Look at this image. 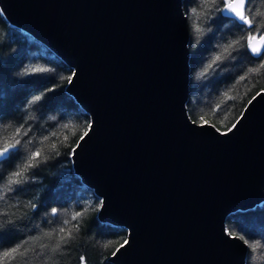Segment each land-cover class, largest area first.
I'll use <instances>...</instances> for the list:
<instances>
[{
	"label": "water",
	"instance_id": "water-1",
	"mask_svg": "<svg viewBox=\"0 0 264 264\" xmlns=\"http://www.w3.org/2000/svg\"><path fill=\"white\" fill-rule=\"evenodd\" d=\"M183 1L0 0L75 73L65 91L92 127L72 167L97 219L127 231L113 264H245L225 220L264 201V96L231 132L192 122Z\"/></svg>",
	"mask_w": 264,
	"mask_h": 264
},
{
	"label": "trees",
	"instance_id": "trees-1",
	"mask_svg": "<svg viewBox=\"0 0 264 264\" xmlns=\"http://www.w3.org/2000/svg\"><path fill=\"white\" fill-rule=\"evenodd\" d=\"M211 8V0H208ZM197 7V15L186 20L188 30L189 75L186 109L188 116L201 122V116L218 129H228L241 114L249 99L264 88V69L258 74H248L247 69L264 62L251 57L240 45L236 50L229 49L232 58L222 60L216 71L200 77L199 72L215 55L222 54V48L233 40H241L246 45L250 34L234 27L228 21L212 22L203 14L199 0H184L183 10ZM251 15L255 17L251 34L264 32V0H251ZM215 15V13H209ZM199 24L202 31H193ZM227 25V27H225ZM260 29L259 32L256 29ZM209 29L211 31H209ZM44 67L49 71L34 75H24V70ZM72 69L46 46L23 30L10 25L0 13V143L10 137L19 124L27 121L31 132L25 139L33 144L26 145L21 157L35 148L42 149L41 163L31 169L34 177L24 190L15 194L7 193L0 201V228L8 227L6 221H16L7 231L0 232V249L7 250L29 235L56 230L53 237L43 242L54 245L59 235H66L71 229V239L61 249L47 250V264H113L108 261L112 252L122 244L127 231L122 226L100 222L97 211L100 199L85 186L73 172L69 153L79 137L88 129L89 114L65 91ZM247 74L244 81L239 77ZM55 91L46 92L49 88ZM36 104L27 105L33 96L45 93ZM232 97V99H228ZM221 104L219 111H214ZM67 124L65 129L63 125ZM55 132L56 136H51ZM50 136L43 145L39 141ZM67 137V139H65ZM56 144V149L51 145ZM21 157L3 165L0 172L7 174L13 166L22 162ZM29 201H35V212ZM58 209L56 216L51 209ZM86 209V211H85ZM76 212H83L78 221H72ZM68 220V225L64 221ZM78 223V228L76 227ZM227 229L233 234L239 230L245 239L264 242V202L252 209L230 213L225 220ZM65 227V233L57 232ZM41 241L29 242L28 247L38 250ZM3 264H9L0 254ZM12 264H24L23 258L16 254ZM28 264H43L33 253L28 254ZM245 264H264V249L246 252Z\"/></svg>",
	"mask_w": 264,
	"mask_h": 264
},
{
	"label": "snow or ice",
	"instance_id": "snow-or-ice-1",
	"mask_svg": "<svg viewBox=\"0 0 264 264\" xmlns=\"http://www.w3.org/2000/svg\"><path fill=\"white\" fill-rule=\"evenodd\" d=\"M250 4L251 0H211V8H209V2L208 0H199V5L203 6V12L202 14L212 22H215L217 20L222 21H228L231 23L234 27L239 28L242 31H247L250 34L247 37V43L246 45L242 43L243 37L241 40H233L230 43L227 44V46L222 48V54L215 55L214 58L211 59L210 62L206 64L205 67L199 72L200 77L206 76L209 71H216V68L219 66L222 55L225 59L232 58L231 52L229 49L236 50V45H240L241 48H244L246 52L250 53L251 57L254 59L259 60L261 57H264V35L259 36V41L257 43H254V41H257V36L251 34L253 31V22L255 17L251 15L250 11ZM197 7L189 8L185 13L184 17L185 19L191 18L193 15H197ZM215 13V15H210L209 13ZM227 27V25H225ZM193 31L200 33L202 31L199 24H195L193 26ZM209 31H211L209 29ZM257 32L260 31V29H256ZM264 69V62H261L256 67H250L247 69L248 74H258L261 72V70ZM49 71L47 68L44 67H33V68H27L24 70V75H34L39 73H45ZM75 76V73L73 72L67 79L69 83L73 82V78ZM247 78V74L244 76H240L239 80L244 81ZM49 91H55V88H49L46 90V92ZM45 93H42L40 95H36L31 97L27 100L25 107L27 105L36 104L37 102L41 101L46 95ZM258 96H264V88H261L259 92H257L256 96L252 98V100H255ZM228 99H232V97H228ZM252 100H250L248 103L251 104ZM222 107L221 104H218L216 106V109L214 111H219V109ZM247 109V105L245 106ZM243 113H241L240 118L237 119L236 123H233L230 128H228V132H231L234 128H236L237 124L240 122V119L243 118ZM201 120L200 127L205 126H211L215 127L214 125H210L207 120L204 119L203 116L199 118ZM195 123V121H192ZM65 129L68 128V125H63ZM91 124L88 125V130L83 133L79 137V140L77 141L76 145L72 147L71 152L69 153V156H73L76 152V149L80 146V142L85 139V137L88 135V132L91 130ZM219 131V129H216ZM31 132V125L27 124V121L24 123L19 124L12 133L10 137L5 139L2 143H0V169H2L3 165L6 163H9L13 161L16 157H21V153L23 152L26 145L33 144L32 139H25V137L29 136V133ZM227 134V133H222ZM51 136H56V133H51ZM50 136L46 135L44 136L39 143L43 145L46 141H49ZM67 139V137H65ZM51 148L54 150L56 149V144H52ZM42 156V149L41 148H35L34 150H31L27 155L21 157L20 163H17L13 166L11 171H8L7 174H3L0 172V201H2L5 198V195L7 193H17L19 191L24 190V185L28 184L29 181L34 177V173H30L31 169H34L39 166ZM30 208L33 210V212L36 211L38 208V204L35 201H29ZM100 207H103V201H100ZM99 210V209H98ZM86 211V209H85ZM58 214V209L52 208L51 209V215L56 216ZM84 213L83 212H76L72 216V221H78V217H81ZM0 216H7L6 213L0 212ZM70 222L68 220L64 221L65 225H68ZM6 224L8 227L14 226L16 224V221H6ZM8 227L0 228V232H4L8 230ZM78 228V223L76 225ZM65 227H60L57 235L60 233H65ZM56 232V230L49 231V232H42L39 235L32 236L29 235L27 238L19 241L14 246L10 247L7 250L0 249V254H2L3 258H7L9 260V264H12V261L15 260L16 254H19L23 260L24 264H28V254L29 252L33 253L36 257H38L43 264H47V250L51 248L53 252H56L57 250L61 249L63 246H65L69 239H71V229L68 230L66 235H59V239L55 242L54 245H50L49 243L43 242L45 238L51 239L53 237V233ZM226 234L230 236L232 239H243L244 245L249 249L252 253H256L257 250L264 249V242H252L249 239H245L243 235L240 234L239 230L235 235H233V230L231 228L226 230ZM33 241H41L38 246V250L35 246L28 247L27 245L29 242ZM128 241L125 240L124 244H127ZM124 244H122L120 247H123ZM119 251V249H117ZM116 253L114 252L113 255ZM81 264H84V257L82 256L80 258ZM0 264H3V260L0 259Z\"/></svg>",
	"mask_w": 264,
	"mask_h": 264
},
{
	"label": "bare ground",
	"instance_id": "bare-ground-1",
	"mask_svg": "<svg viewBox=\"0 0 264 264\" xmlns=\"http://www.w3.org/2000/svg\"><path fill=\"white\" fill-rule=\"evenodd\" d=\"M261 34H264V32H263V33H261ZM261 34H260V35H261ZM260 35H256V36H260ZM253 96H254V95H253ZM253 96H252V97H253ZM252 97H251V98H252ZM251 98H250V99H251ZM250 99H249V100H250Z\"/></svg>",
	"mask_w": 264,
	"mask_h": 264
}]
</instances>
